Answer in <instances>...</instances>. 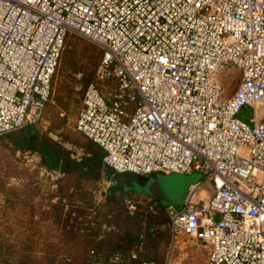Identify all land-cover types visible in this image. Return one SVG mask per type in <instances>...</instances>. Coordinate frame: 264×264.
I'll use <instances>...</instances> for the list:
<instances>
[{
	"label": "built area",
	"instance_id": "2783aa9c",
	"mask_svg": "<svg viewBox=\"0 0 264 264\" xmlns=\"http://www.w3.org/2000/svg\"><path fill=\"white\" fill-rule=\"evenodd\" d=\"M70 35L102 50L75 129L103 166L202 174L165 207L171 234L207 245L203 264H264V0H0V136L40 120ZM226 67L240 72L228 98ZM247 104L252 127L237 119ZM202 185L212 196L195 201ZM91 264L155 263L133 251Z\"/></svg>",
	"mask_w": 264,
	"mask_h": 264
},
{
	"label": "rangeland",
	"instance_id": "374dc122",
	"mask_svg": "<svg viewBox=\"0 0 264 264\" xmlns=\"http://www.w3.org/2000/svg\"><path fill=\"white\" fill-rule=\"evenodd\" d=\"M64 55L65 65L60 62L53 76L40 120L17 131L60 154L58 168L48 169L38 152L0 137V264H91L92 258L133 251L155 264H203L208 246L185 235L174 238L165 211L134 175L111 179L102 162L86 166L85 160L101 150L76 131L75 122L102 50L70 35ZM238 79L236 68H224L219 77L222 94L231 95ZM253 116L247 104L237 119L252 127ZM192 175L203 181L202 174ZM211 196L209 187L202 185L194 200L208 201ZM126 201H133L136 210L130 211Z\"/></svg>",
	"mask_w": 264,
	"mask_h": 264
},
{
	"label": "water",
	"instance_id": "95a60500",
	"mask_svg": "<svg viewBox=\"0 0 264 264\" xmlns=\"http://www.w3.org/2000/svg\"><path fill=\"white\" fill-rule=\"evenodd\" d=\"M239 80L240 72L238 83ZM231 95L223 96L225 98H228ZM134 179L139 185H142L145 189H148V196L154 198L158 204L163 206L172 205L177 209L182 208L185 200L189 195V188L200 182L199 175L185 176L180 174H157L153 177L134 175Z\"/></svg>",
	"mask_w": 264,
	"mask_h": 264
},
{
	"label": "trees",
	"instance_id": "16d2710c",
	"mask_svg": "<svg viewBox=\"0 0 264 264\" xmlns=\"http://www.w3.org/2000/svg\"><path fill=\"white\" fill-rule=\"evenodd\" d=\"M65 59H66L65 55H64V57H62V55H61L60 62L62 63V66L65 65ZM23 129H20V130H17V131H22ZM17 131H13V132L1 135L0 137L6 136V137H9V138H13L14 139L13 143L17 147L38 152L40 154L41 158H42V165L47 167L48 169L56 170L58 168V165H59V163L61 161L60 154H57L55 151H53V149L51 147H49L45 142L39 141V139H36V138L32 139L31 136H29L27 134L19 135ZM91 143H93V142H91ZM102 157H103V151L102 150H101V152H98V153H96L94 155H91L90 157H88V159L85 160L86 161V166L90 167L93 164L95 165L96 161H99V164H100V162L102 160ZM97 165H98V162H97ZM105 168H106L105 169V173H106L108 178L112 179L115 175H120V174L114 173L112 170H110L107 167H105ZM130 175H132V174H130ZM155 203H156V201H155ZM156 205L160 209H163L165 211V208L163 206H161L158 203H156ZM114 253H121V252H114ZM114 253H112V254H114ZM112 254L110 256H112ZM110 256H108V257H110ZM108 257H104V258H108ZM148 260H151V259H148ZM151 261H153V260H151Z\"/></svg>",
	"mask_w": 264,
	"mask_h": 264
},
{
	"label": "crops",
	"instance_id": "0c3cea01",
	"mask_svg": "<svg viewBox=\"0 0 264 264\" xmlns=\"http://www.w3.org/2000/svg\"><path fill=\"white\" fill-rule=\"evenodd\" d=\"M149 198H151L152 200L154 199V198H152V197H150V196H148ZM155 200V199H154ZM157 203V202H156Z\"/></svg>",
	"mask_w": 264,
	"mask_h": 264
}]
</instances>
